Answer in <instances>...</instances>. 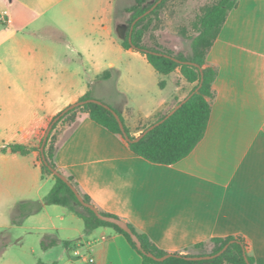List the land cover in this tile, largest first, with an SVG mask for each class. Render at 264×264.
<instances>
[{
	"label": "crops",
	"instance_id": "obj_1",
	"mask_svg": "<svg viewBox=\"0 0 264 264\" xmlns=\"http://www.w3.org/2000/svg\"><path fill=\"white\" fill-rule=\"evenodd\" d=\"M114 11L112 0H0L1 210L41 203L50 191L53 179L42 178L38 148L67 106L89 94L130 129L156 121L184 84L192 85L178 70L160 75L141 53L124 49L114 34ZM206 66L217 73L210 118L186 158L150 163L79 111L67 133L56 137V170L100 213L131 225L167 254L241 237L254 264H264V0H237ZM131 75L147 97L105 102L97 87ZM130 86L116 92L129 93ZM14 144L32 151L12 153ZM2 227L36 234L39 243L55 235L64 253L58 264L142 263L123 235L105 226L86 234L83 221L61 206H43L21 224Z\"/></svg>",
	"mask_w": 264,
	"mask_h": 264
},
{
	"label": "trees",
	"instance_id": "obj_2",
	"mask_svg": "<svg viewBox=\"0 0 264 264\" xmlns=\"http://www.w3.org/2000/svg\"><path fill=\"white\" fill-rule=\"evenodd\" d=\"M157 1L158 0H155L152 4L145 5L147 4V0H135L134 5L125 8L126 12L131 13V20L126 36L122 42V47L124 49L132 48L141 53L145 56L148 64L160 75L166 76L178 70L182 78L189 84L193 85L188 95H190V93H192L197 87H199L198 91L194 93L174 114L165 119L160 125L146 133L136 142H133L136 137H133L130 134L129 129L125 126L121 115L111 106L105 104L104 102L102 103L107 105L111 110L115 111L120 117V120L124 125L126 136L131 140L130 142H127L128 146L135 155L150 163L173 165L186 158L204 137L211 113L210 101L213 97L212 83L217 75L215 69L206 66V56L216 40L229 11L236 7L237 0H216L213 5L205 7L202 14L197 16L195 22L192 24L193 29L196 31V35L190 38L191 55L188 58L173 56L170 53L154 49H147L141 44L144 31L147 29L145 22H147L167 0H162V2L159 3L152 12L138 20L130 33L133 21L148 11ZM129 37L131 42H129ZM147 51L166 54L181 61L182 63H178L171 58L151 54ZM195 65H197V67ZM88 99H92L89 94L80 98L79 101H85ZM180 101H178L175 105H177ZM79 111L86 112L94 123L102 126L109 132L123 137L118 122L114 118L113 114L102 105L87 103L63 115L53 126L44 145V161L42 160L39 151L42 140L38 148L42 178L45 179L46 177H52L53 185L41 203L26 202L18 205L15 211V218L13 219L14 225L21 224L24 218L39 212L43 206L56 205L66 208L68 211L79 217L83 221L86 234H89L96 228L102 226L113 228L117 233L123 235L130 246L140 255L142 258L141 264H247L244 259V254H246L249 264H254L253 259L246 253V245L241 237L212 239L210 241V245L212 247L209 253L200 252L198 254L188 253L185 255L170 254V256L164 261H155L154 259L149 258L146 254H152L158 258L168 254L154 246L146 235L137 233L135 229L128 224L131 231L137 236L141 243L142 251L145 253L142 254L141 251H138L135 248V244L132 242L127 233L113 224L99 220L92 211L83 207L77 201L74 193L68 185L58 177L54 176L51 172V170L57 171L54 162L55 142H53L54 139L52 138V132L61 122H64L65 120H68L69 126L74 124L76 114ZM167 113L157 118L154 123L164 119ZM146 128L147 127L138 130L139 134ZM9 149L12 153H19L21 155H27L32 151V148L18 144L10 145ZM2 151L5 152V150ZM67 180L77 190L72 178L68 177ZM80 195L86 203L93 205L91 199L87 195ZM101 214L110 216L104 213ZM58 244L59 240L55 235H46L40 242V246L44 251L56 247ZM68 245L69 243H66L65 247ZM225 245H228L227 249L216 258L200 261L187 260L188 257L215 255L221 251ZM204 246L205 245L201 243L195 245L192 250L201 251ZM51 264L58 263L53 262Z\"/></svg>",
	"mask_w": 264,
	"mask_h": 264
},
{
	"label": "rangeland",
	"instance_id": "obj_3",
	"mask_svg": "<svg viewBox=\"0 0 264 264\" xmlns=\"http://www.w3.org/2000/svg\"><path fill=\"white\" fill-rule=\"evenodd\" d=\"M115 11L113 14L114 34L116 40L121 44L126 36L128 26L131 20V13L125 11L134 5L135 0H112ZM155 0H147L150 5ZM216 0H167L156 13L149 18L146 23L147 29L144 31L142 45L147 49H154L165 53H170L173 56H182L188 58L191 55L190 38L196 35L192 24L197 16L202 14L205 7L211 6ZM103 76V75H102ZM173 83H179V77L174 76ZM130 81V83H129ZM180 84V83H179ZM132 86V91L121 96L118 95L117 88H125ZM131 86L129 88H131ZM139 77L131 75L130 78L123 79L122 82L113 81L102 83L97 87L98 92L105 102L116 98L118 100L145 99L147 92L138 90ZM192 85L184 84L179 95L173 98L167 108L158 114L155 119L169 112L175 104L180 101L184 94H187ZM154 119V120H155ZM155 121L136 123L134 128H130L129 132L133 137H137L138 130L148 127ZM68 120L61 122L56 128L52 138L56 143L58 135L66 134L68 131ZM45 132V131H44ZM54 143V144H55ZM50 186V185H48ZM60 208V207H59ZM15 211H7L0 209V264H36L45 263L51 264L59 262V258L64 256L63 249L59 246L53 247L47 251L42 250L38 241V236L24 233L22 230L2 227L3 225L13 224ZM14 225V224H13ZM20 242V243H19ZM211 245L205 246L201 251L191 250L189 253L198 254L209 253Z\"/></svg>",
	"mask_w": 264,
	"mask_h": 264
},
{
	"label": "water",
	"instance_id": "obj_4",
	"mask_svg": "<svg viewBox=\"0 0 264 264\" xmlns=\"http://www.w3.org/2000/svg\"><path fill=\"white\" fill-rule=\"evenodd\" d=\"M162 0H158L148 11H146L144 14H142L140 17H138L137 19H135L131 25V28H130V33L133 29V26L135 25V23L140 20L141 18L145 17L146 15H148L150 12H152L156 6L161 3ZM129 42H131L130 40V37H129ZM147 52H150L151 54H154V55H158V56H164L166 58H171L172 60L178 62V63H182L181 61L179 60H176L166 54H160V53H155V52H151V51H147ZM187 64H191V63H187ZM197 67V65H195ZM199 87H197L192 93H190V95H188L187 97H185L184 99H182L177 105H175L168 113L167 115L164 117V119L150 125L149 127H147L142 133H140L134 140L133 142H136L138 141L139 139H141L146 133H148L149 131L153 130L155 127H157L158 125H160L165 119H167L168 117H170L172 114H174L194 93H196L198 91ZM87 103H94V104H98V105H102L104 106L106 109L110 110L111 113L113 114L114 118L116 119V121L118 122V125H119V128L121 130V133L124 137V139L127 141V142H130L131 140L126 136V133H125V130H124V125L123 123L121 122L120 120V117L118 116V114L111 110L107 105H104L101 101L99 100H96V99H88V100H85V101H78L74 104H71L69 106H67L65 109H63L58 115H56L52 121L49 123L48 127L46 128L44 134H43V137H42V142H41V146L39 148V151H40V154H41V158L42 160L44 161V155H43V151H44V145L47 141V138L53 128V126L55 125V123L63 116L65 115L67 112L77 108V107H80V106H83ZM51 172L53 173L54 176L58 177L59 179H61L64 183H66L68 185V187L71 189V191L74 193L77 201L85 208H88L90 211L93 212V214L101 221L103 222H106V223H110V224H113L117 227H119L122 231H124L125 233H127L129 235V237L131 238L132 242L135 244V248L138 250V251H141L142 254H145L144 251H142V248H141V243L139 241V239L137 238V236L131 231V229L129 228L128 224L125 223L124 221L118 219V218H115V217H112V216H106V215H103L101 214L92 204H89V203H86L83 198L81 197V195L79 194V192L76 190V188L67 180V178L65 176H63L62 174H60L59 172L57 171H54V170H51ZM228 245H225L223 247V249L221 251H219L217 254L215 255H208V256H200V257H188L187 260L189 261H200V260H210V259H213V258H216L218 256H220L226 249H227ZM149 258L151 259H154L155 261H164L166 258H168L170 256V254L168 255H165L163 257H155L154 255L152 254H146ZM244 259L246 261L247 264H249L247 258H246V254H244Z\"/></svg>",
	"mask_w": 264,
	"mask_h": 264
},
{
	"label": "built area",
	"instance_id": "obj_5",
	"mask_svg": "<svg viewBox=\"0 0 264 264\" xmlns=\"http://www.w3.org/2000/svg\"><path fill=\"white\" fill-rule=\"evenodd\" d=\"M92 260H90V262H91Z\"/></svg>",
	"mask_w": 264,
	"mask_h": 264
}]
</instances>
